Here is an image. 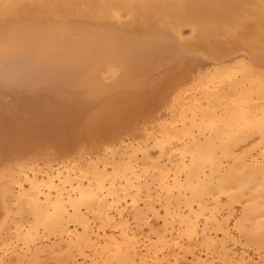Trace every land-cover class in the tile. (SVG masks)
<instances>
[{
	"label": "bare ground",
	"instance_id": "6f19581e",
	"mask_svg": "<svg viewBox=\"0 0 264 264\" xmlns=\"http://www.w3.org/2000/svg\"><path fill=\"white\" fill-rule=\"evenodd\" d=\"M264 264V0H0V264Z\"/></svg>",
	"mask_w": 264,
	"mask_h": 264
},
{
	"label": "rangeland",
	"instance_id": "374dc122",
	"mask_svg": "<svg viewBox=\"0 0 264 264\" xmlns=\"http://www.w3.org/2000/svg\"><path fill=\"white\" fill-rule=\"evenodd\" d=\"M261 264V263H260Z\"/></svg>",
	"mask_w": 264,
	"mask_h": 264
}]
</instances>
